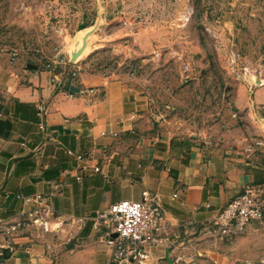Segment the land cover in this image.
Instances as JSON below:
<instances>
[{"label": "crops", "instance_id": "1", "mask_svg": "<svg viewBox=\"0 0 264 264\" xmlns=\"http://www.w3.org/2000/svg\"><path fill=\"white\" fill-rule=\"evenodd\" d=\"M126 92L110 79L90 100L45 72L0 71V219L23 222L14 238L0 237V264H109L97 216L144 193L156 197L165 228L141 264H264V219L237 235L213 225L244 187L264 190L253 143L217 149L204 138L138 136ZM85 153L101 173L77 181L71 170Z\"/></svg>", "mask_w": 264, "mask_h": 264}, {"label": "rangeland", "instance_id": "2", "mask_svg": "<svg viewBox=\"0 0 264 264\" xmlns=\"http://www.w3.org/2000/svg\"><path fill=\"white\" fill-rule=\"evenodd\" d=\"M9 69L90 100L119 80L138 136L258 140L264 166V0H0Z\"/></svg>", "mask_w": 264, "mask_h": 264}, {"label": "built area", "instance_id": "3", "mask_svg": "<svg viewBox=\"0 0 264 264\" xmlns=\"http://www.w3.org/2000/svg\"><path fill=\"white\" fill-rule=\"evenodd\" d=\"M40 113H45L39 107ZM38 133L46 132L45 125L39 123ZM25 143L20 147L24 148ZM262 147L261 141H256L252 147ZM252 147L248 152L254 154ZM68 155H73L67 151ZM101 173V169L94 160L87 154L76 159L75 166L71 172L75 179L80 181L86 171ZM21 199L20 196H16ZM28 202V199H23ZM209 208V205H206ZM99 229L104 230V244L111 250L109 264H141L147 260L148 249L161 243L163 230L165 228L164 211L157 203L156 197L144 193L139 201L122 200L112 204L105 212L97 216ZM264 219V190L255 185L244 187L241 193L234 196L223 208L217 211L213 219V225L221 235L242 234L248 225L260 222ZM34 220L33 223H36ZM23 227L22 221H5L0 219V237L7 240L16 236V233ZM2 249L0 248V251Z\"/></svg>", "mask_w": 264, "mask_h": 264}, {"label": "bare ground", "instance_id": "4", "mask_svg": "<svg viewBox=\"0 0 264 264\" xmlns=\"http://www.w3.org/2000/svg\"><path fill=\"white\" fill-rule=\"evenodd\" d=\"M73 59H75V57Z\"/></svg>", "mask_w": 264, "mask_h": 264}]
</instances>
